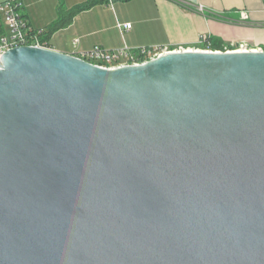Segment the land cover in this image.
Here are the masks:
<instances>
[{
	"label": "water",
	"instance_id": "obj_1",
	"mask_svg": "<svg viewBox=\"0 0 264 264\" xmlns=\"http://www.w3.org/2000/svg\"><path fill=\"white\" fill-rule=\"evenodd\" d=\"M105 68L0 58V264H264V50Z\"/></svg>",
	"mask_w": 264,
	"mask_h": 264
},
{
	"label": "crops",
	"instance_id": "obj_2",
	"mask_svg": "<svg viewBox=\"0 0 264 264\" xmlns=\"http://www.w3.org/2000/svg\"><path fill=\"white\" fill-rule=\"evenodd\" d=\"M86 1L19 0L35 28L52 24L60 5L68 9ZM263 5L264 0H102L75 15L47 42L54 50L77 55L95 45L107 49L193 48L198 46L200 35L207 34L225 46L232 41H249L264 48ZM242 11L247 13L246 19Z\"/></svg>",
	"mask_w": 264,
	"mask_h": 264
},
{
	"label": "built area",
	"instance_id": "obj_3",
	"mask_svg": "<svg viewBox=\"0 0 264 264\" xmlns=\"http://www.w3.org/2000/svg\"><path fill=\"white\" fill-rule=\"evenodd\" d=\"M264 8V5H263ZM203 10L202 7H199ZM242 18H247V13L242 11ZM126 24L125 27H129ZM45 28H35L31 25L22 11V4L19 0H4L0 2V58L7 50L17 46H38L50 48L45 40ZM198 46L193 48L178 47L169 49L161 46H142L139 48H118L107 49L95 45L87 51L75 55L95 65L105 68H117L128 64H142L150 59L165 54L168 51H230L235 48L224 46V50H213L210 47V38L207 34H202L198 40ZM240 49L264 50L263 47L247 48L245 42L239 43ZM237 49V48H236Z\"/></svg>",
	"mask_w": 264,
	"mask_h": 264
},
{
	"label": "trees",
	"instance_id": "obj_4",
	"mask_svg": "<svg viewBox=\"0 0 264 264\" xmlns=\"http://www.w3.org/2000/svg\"><path fill=\"white\" fill-rule=\"evenodd\" d=\"M102 0H89L83 3H80L72 8H68L65 9L63 8L62 5H60L58 7V13H57V18L56 20L50 24L46 29L45 32V40L47 41V38L56 30L68 25L73 17L75 15H77L78 13H80L81 11H84L96 4H98L99 2H101ZM211 44L210 47L213 50H224V44L218 40H210Z\"/></svg>",
	"mask_w": 264,
	"mask_h": 264
},
{
	"label": "rangeland",
	"instance_id": "obj_5",
	"mask_svg": "<svg viewBox=\"0 0 264 264\" xmlns=\"http://www.w3.org/2000/svg\"><path fill=\"white\" fill-rule=\"evenodd\" d=\"M245 42L247 44V48H256V46H254L251 42L249 41H232V42H228L226 45L228 48L232 49V48H239V43Z\"/></svg>",
	"mask_w": 264,
	"mask_h": 264
},
{
	"label": "bare ground",
	"instance_id": "obj_6",
	"mask_svg": "<svg viewBox=\"0 0 264 264\" xmlns=\"http://www.w3.org/2000/svg\"><path fill=\"white\" fill-rule=\"evenodd\" d=\"M241 51H258V50H256V49H240V48H237V49H234L232 52H241ZM169 52H176L175 50H172V51H168V52H166V53H169ZM165 53V54H166Z\"/></svg>",
	"mask_w": 264,
	"mask_h": 264
}]
</instances>
